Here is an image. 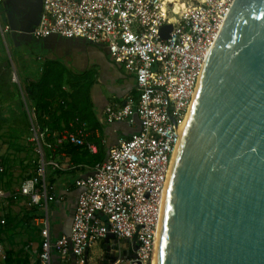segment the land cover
<instances>
[{
  "label": "built area",
  "instance_id": "1",
  "mask_svg": "<svg viewBox=\"0 0 264 264\" xmlns=\"http://www.w3.org/2000/svg\"><path fill=\"white\" fill-rule=\"evenodd\" d=\"M5 1L0 0V5ZM234 1L188 0L175 8L168 0H43L32 36L56 34L107 46L113 60L135 76L139 94L128 96L119 106L108 104L105 120L132 122L138 117L141 125L130 136L120 137L105 159L76 180L80 193L68 233L51 239L49 220H39L43 226L39 264H51L54 253L63 261L72 257L74 264H91L89 251L99 243L106 264L153 263L185 119L207 56ZM167 25L171 29L164 36ZM10 30L0 19L1 36L5 38ZM25 109L37 169L9 193L0 180V202L6 206L22 197L30 205L47 204L56 197L48 193L44 177L48 165L58 168L59 164L46 155L33 108L26 102ZM70 125L64 139L95 151L86 141L87 122L76 117ZM1 216L4 224L5 211Z\"/></svg>",
  "mask_w": 264,
  "mask_h": 264
},
{
  "label": "water",
  "instance_id": "2",
  "mask_svg": "<svg viewBox=\"0 0 264 264\" xmlns=\"http://www.w3.org/2000/svg\"><path fill=\"white\" fill-rule=\"evenodd\" d=\"M158 243L157 264H264V0H235L207 56Z\"/></svg>",
  "mask_w": 264,
  "mask_h": 264
},
{
  "label": "crops",
  "instance_id": "3",
  "mask_svg": "<svg viewBox=\"0 0 264 264\" xmlns=\"http://www.w3.org/2000/svg\"><path fill=\"white\" fill-rule=\"evenodd\" d=\"M42 7L43 0H6L0 5L1 21L11 26L5 38L0 34V60H5L8 67L15 66L10 81L17 83L16 88L21 91L22 98L19 104H24V109L27 102L22 89L24 81L34 79L44 66L50 67L57 75L61 74L63 89L68 95H76L80 103L77 110L85 118H80V114L76 117L88 124L86 141L93 144L96 150H91L88 145L77 146L64 139V133L72 129L70 122L73 118L65 129L55 133L52 142L45 143L47 157H53L59 164L58 168L48 165L44 177L48 193L56 197L41 205H30L26 197L18 201L10 200L8 206L0 202V220L5 211L8 223L0 232V264H39L43 227L39 220H49L51 239L68 233L80 193L76 180L90 173L95 162L105 159L120 137L130 136L141 125L138 117H134L132 122L108 123L105 120L104 110L108 104L119 106L128 96H138L135 76L115 62L107 46L102 44L56 34L34 38L31 32L39 22ZM16 72L20 80L14 81ZM17 90H13V95L18 96ZM59 100L56 99L52 110L59 109ZM9 105L15 104L11 102ZM16 151H30V154L19 161H12L11 166L7 163V167L4 164L10 158L8 154L0 157V165L5 169L0 174V180L8 193L21 180L35 175L37 169L34 146L32 148L30 142L17 146ZM14 174L22 178L13 181ZM16 207L18 210L14 212ZM102 246L99 243L90 249L91 264H106ZM51 264H74V260L71 257L69 261H63L59 254L54 253Z\"/></svg>",
  "mask_w": 264,
  "mask_h": 264
},
{
  "label": "trees",
  "instance_id": "4",
  "mask_svg": "<svg viewBox=\"0 0 264 264\" xmlns=\"http://www.w3.org/2000/svg\"><path fill=\"white\" fill-rule=\"evenodd\" d=\"M11 55L13 58L15 57L13 52ZM63 83L61 74H55L52 69L47 66H44L43 70L39 72L34 79L32 77L28 81H24L22 83V89L24 91L27 104L30 108H33V118L35 124L43 135L45 143H48V141L52 142V138H54L55 133L65 129L71 118L74 119L76 115L79 116L78 114L81 115L79 116L80 118L84 117L77 110L80 103L77 101L76 95H68V93L63 89ZM12 85H14L15 88L18 87L16 82H12ZM17 94L18 96H21V91L17 90ZM59 98V109L52 110L56 99ZM24 111L23 116L26 117L29 124L26 109H24ZM0 168H3V171L0 172V174H2L5 169L1 165ZM5 223L1 224L0 222V232L8 225V223ZM10 223L12 224V221H10ZM9 264H13V262H10Z\"/></svg>",
  "mask_w": 264,
  "mask_h": 264
},
{
  "label": "rangeland",
  "instance_id": "5",
  "mask_svg": "<svg viewBox=\"0 0 264 264\" xmlns=\"http://www.w3.org/2000/svg\"><path fill=\"white\" fill-rule=\"evenodd\" d=\"M168 1L174 2V7L179 8L188 0ZM14 67H8L5 60H0V157L7 154L10 157L5 162V166L7 163L11 166L12 161H19L30 154V151H16L17 146H23L24 142H29L27 138L30 131L26 117L23 116L24 106L21 103V108V104H19V102H22V98L13 95V90L16 88L12 85L10 79H13ZM16 74L17 79L20 80L17 72ZM8 81L10 82L8 83ZM11 102L15 105H9ZM19 177L22 178L20 175L14 174L12 180L15 181L16 179L18 181ZM15 210H18V207L13 211L16 212Z\"/></svg>",
  "mask_w": 264,
  "mask_h": 264
},
{
  "label": "bare ground",
  "instance_id": "6",
  "mask_svg": "<svg viewBox=\"0 0 264 264\" xmlns=\"http://www.w3.org/2000/svg\"><path fill=\"white\" fill-rule=\"evenodd\" d=\"M192 108H193V104L190 108V111L185 119V123H184V127H185V132L187 130V127H188V124H189V121H190V117H191V113H192ZM184 138V137H183ZM179 150V149H178ZM178 150L177 152L175 153V156H174V160H173V164L175 163L176 161V158L178 156ZM159 233H160V228H159V232H158V235H157V240H156V251H155V257H154V260H153V263L152 264H157V254H158V242H159Z\"/></svg>",
  "mask_w": 264,
  "mask_h": 264
}]
</instances>
